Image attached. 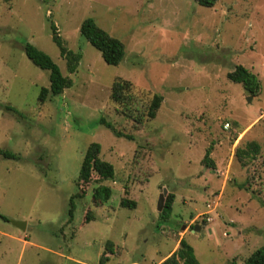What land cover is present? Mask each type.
Returning a JSON list of instances; mask_svg holds the SVG:
<instances>
[{"label":"rangeland","instance_id":"374dc122","mask_svg":"<svg viewBox=\"0 0 264 264\" xmlns=\"http://www.w3.org/2000/svg\"><path fill=\"white\" fill-rule=\"evenodd\" d=\"M86 18L123 43L119 65L79 35ZM51 23L81 53L74 74ZM25 44L72 86L40 103L49 72L26 57ZM238 65L257 76V96L226 78ZM116 78L131 81L144 103L163 99L141 130L109 99ZM249 142L260 154L243 167L234 153ZM91 143L114 177L86 186L70 220ZM0 149L16 157L0 156V215L8 220L0 218V264H100L108 244L114 254L104 264H160L182 237L200 264H244L264 247V0L212 8L192 0H0ZM207 149L214 171L202 164ZM100 184L111 196L95 206ZM163 189L165 200L174 197L166 222L157 211ZM123 198L135 209L122 208Z\"/></svg>","mask_w":264,"mask_h":264},{"label":"trees","instance_id":"16d2710c","mask_svg":"<svg viewBox=\"0 0 264 264\" xmlns=\"http://www.w3.org/2000/svg\"><path fill=\"white\" fill-rule=\"evenodd\" d=\"M197 5L205 8H212L218 0H192ZM50 32L52 42L59 49L60 56L66 61V69L69 74H74L81 60V53L74 52L64 46L55 25L50 24ZM79 35L87 41L96 51L99 52L102 60L110 66L119 65L125 55V47L123 43L107 32L102 30L91 18H86L79 27ZM24 53L33 65L41 70L49 72V88L40 90L38 101L44 103L48 97L59 96L65 89L72 86V80L65 77L60 72L53 60L44 52L36 47L25 44ZM229 82L240 84L247 94L253 97L257 96L260 90V83L257 76L247 70L245 67L238 65L231 72L226 74ZM134 86L129 80L116 78L110 88V101L118 107V113L131 121L132 129L141 130L146 121H151L156 117L162 103V97L154 95L149 103H144L134 96ZM118 136H122L117 133ZM101 147L97 143H91L82 159L79 170L77 187L79 192L75 197L70 198L71 209L69 212L70 220L72 219L73 199L83 198L88 186L92 181L108 180L114 177V168L111 164L100 159ZM260 154V146L256 142H249L245 145H238L235 149V158L243 167L248 166L250 162L256 159ZM0 156L4 159L16 158L13 153L0 149ZM202 164L209 170H216L215 163L211 158V149H207L203 157ZM111 196V189L107 186H98L92 193V202L95 206L105 204ZM174 202L173 195H169L164 203V208L159 214V220L166 222L172 212V204ZM120 206L133 210L136 207L134 201L126 198L121 199ZM4 222H8L7 218L0 215ZM92 221L88 213L84 219V223ZM109 254L113 255V249L105 247L100 264H104L109 260ZM160 264H200L196 259L193 248L182 237L179 240L177 249ZM244 264H264V247L256 249L245 260Z\"/></svg>","mask_w":264,"mask_h":264},{"label":"water","instance_id":"95a60500","mask_svg":"<svg viewBox=\"0 0 264 264\" xmlns=\"http://www.w3.org/2000/svg\"><path fill=\"white\" fill-rule=\"evenodd\" d=\"M167 194L166 189H163L162 192L159 195L158 202H157V211L158 213H161L164 208L165 203V196ZM11 225L15 228L19 229L20 231H25L26 224L24 222H17V221H10ZM200 227L195 226L194 231H199Z\"/></svg>","mask_w":264,"mask_h":264}]
</instances>
